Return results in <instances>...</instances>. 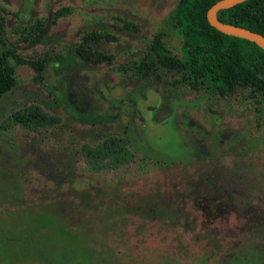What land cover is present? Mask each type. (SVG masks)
Masks as SVG:
<instances>
[{"label":"rangeland","instance_id":"374dc122","mask_svg":"<svg viewBox=\"0 0 264 264\" xmlns=\"http://www.w3.org/2000/svg\"><path fill=\"white\" fill-rule=\"evenodd\" d=\"M177 2L0 0L7 46L47 61L11 59L0 100V264H264V105L133 70L160 30L180 53ZM92 30L111 63L76 57ZM35 106L58 123L17 121ZM113 137L121 162L88 153Z\"/></svg>","mask_w":264,"mask_h":264},{"label":"trees","instance_id":"16d2710c","mask_svg":"<svg viewBox=\"0 0 264 264\" xmlns=\"http://www.w3.org/2000/svg\"><path fill=\"white\" fill-rule=\"evenodd\" d=\"M218 1L178 0L171 14V28L180 37V53L168 46L167 33L160 30L146 53L133 65L134 73L141 78L165 74L173 78L174 86L205 90L223 98L243 95L251 105H264V49L248 39L225 34L210 24L207 12ZM63 14L60 10L56 17ZM217 17L264 35V0H246L221 9ZM1 33L0 30V100L18 83L11 59L19 65L32 66L37 79L43 78L47 62L45 58H25L15 48L7 46ZM33 36L29 33L24 38ZM118 39L106 31H88L76 44L75 55L86 65L109 64L114 60L113 55L101 52L96 45L103 40ZM122 68L126 70L125 65ZM16 119L36 128L58 123L57 117L38 106L17 114ZM125 142L124 138L113 137L97 149H89L88 153L93 158L110 159L117 164L128 154Z\"/></svg>","mask_w":264,"mask_h":264},{"label":"water","instance_id":"95a60500","mask_svg":"<svg viewBox=\"0 0 264 264\" xmlns=\"http://www.w3.org/2000/svg\"><path fill=\"white\" fill-rule=\"evenodd\" d=\"M246 0H219L207 12V18L212 26L219 31L255 42L264 49V35L240 25L226 23L218 19L217 12Z\"/></svg>","mask_w":264,"mask_h":264}]
</instances>
